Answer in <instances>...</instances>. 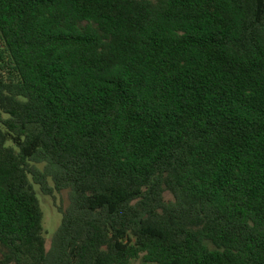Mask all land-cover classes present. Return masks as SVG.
<instances>
[{
    "label": "trees",
    "instance_id": "obj_1",
    "mask_svg": "<svg viewBox=\"0 0 264 264\" xmlns=\"http://www.w3.org/2000/svg\"><path fill=\"white\" fill-rule=\"evenodd\" d=\"M133 262L264 264V0H0V264Z\"/></svg>",
    "mask_w": 264,
    "mask_h": 264
},
{
    "label": "rangeland",
    "instance_id": "obj_2",
    "mask_svg": "<svg viewBox=\"0 0 264 264\" xmlns=\"http://www.w3.org/2000/svg\"><path fill=\"white\" fill-rule=\"evenodd\" d=\"M166 197H169L167 193ZM38 198L43 211V228L46 247L49 248L51 240L61 221V214L58 212L57 207L65 209L69 205L68 192L66 190L56 192L53 198L51 196L43 195L38 190ZM132 264L135 263L133 262Z\"/></svg>",
    "mask_w": 264,
    "mask_h": 264
}]
</instances>
